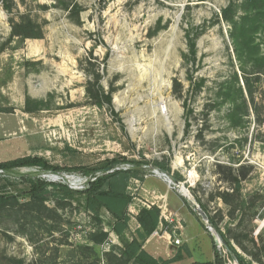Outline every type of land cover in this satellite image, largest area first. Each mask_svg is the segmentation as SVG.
<instances>
[{
    "label": "rangeland",
    "instance_id": "1",
    "mask_svg": "<svg viewBox=\"0 0 264 264\" xmlns=\"http://www.w3.org/2000/svg\"><path fill=\"white\" fill-rule=\"evenodd\" d=\"M232 2L244 0H0V164L37 157L63 169H102L118 159L121 167L135 161L145 171L130 180L128 227L118 235L110 213L95 218L81 195L66 202L51 197L37 209L19 195L27 190L26 178L83 190L90 179L83 171L0 170V193L15 196L0 206V264H126L124 243L137 237L140 210L152 206L168 224L144 244L152 257L171 264L213 262L215 246L223 250L217 232L187 195L147 169L162 172L156 163L180 173L212 215L227 213L217 197L228 193L217 163L246 166L243 196L264 264V32L254 36L259 62L239 55L232 25L221 17ZM28 21L34 28L24 31L42 38L12 35L15 24ZM188 31L201 33L195 59ZM97 74L112 94L114 113L87 98ZM176 81L181 94L174 92ZM240 86L248 116L233 128L226 116L233 100L243 101ZM92 234L107 237L94 246Z\"/></svg>",
    "mask_w": 264,
    "mask_h": 264
},
{
    "label": "trees",
    "instance_id": "2",
    "mask_svg": "<svg viewBox=\"0 0 264 264\" xmlns=\"http://www.w3.org/2000/svg\"><path fill=\"white\" fill-rule=\"evenodd\" d=\"M241 12L242 14H239ZM222 19L232 25V38L234 39L235 49L239 55H244L243 52L248 54L249 60L252 62H259L261 59L255 57V53L260 48V44L256 43L254 36L259 32H264V0H244L239 5L232 2L226 9L222 11ZM24 23H18L14 25L13 36H22L26 38H42V34H32L25 32L24 29H33L34 26L31 21ZM201 33L187 32V40L189 47V56L192 58L197 57V40ZM257 54V53H256ZM102 76L97 74L94 76V80H89L87 85V98L89 101L99 108L107 106L114 113L113 97L111 93L105 91L101 84ZM237 83L239 78L235 77ZM203 83V81H202ZM246 85H248L246 80ZM199 86V85H198ZM183 90L182 84L176 81L174 92L181 94ZM237 92L244 96V90L242 86L237 89ZM231 88L225 92V95L229 97L231 95ZM251 95V94H250ZM252 96V95H251ZM252 98V97H251ZM225 101H230L225 98ZM44 101H37L36 104L43 107ZM32 101H27L28 108L31 106ZM247 101L244 100L238 102L232 101L231 112L227 114L226 118L233 128H238L244 123V117L248 116ZM187 107V106H186ZM245 109V112H244ZM187 111L186 128L187 132L191 127L189 122V113ZM124 160L113 159L102 169H89V168H74L63 169L54 167L48 162L37 157H24L14 161L0 164V170L5 173L13 172L17 168L24 167H38L44 171H51L58 173L60 171L78 170L83 171L85 175L90 176L86 187L83 190L70 189L67 184L64 183H49L42 179L26 178L23 181L28 185L27 190L19 195H24L26 199L30 200V206L38 208L39 205H44V202L49 198H55L60 202H66L73 200L77 195H81L85 199V207L91 212L95 218L99 219L103 210H106L112 216L114 221L113 229L118 235H123L128 227L129 222V206L132 202L131 196L128 194V186L131 179H142V174L145 171L142 168V164L138 162H125L129 167H121ZM156 166L162 170L171 172L169 166L156 163ZM217 174L220 179L227 184L228 193L218 192L217 197L226 205L227 213H224L221 209H218L217 214L212 215L208 212L207 207L202 202L201 198L195 195V199L199 206L208 215L210 226L220 235L222 239V249L219 250L215 246V260L213 262H196L194 264H229L234 260L238 264H254L258 262L262 264V259L255 240L253 239L251 230L249 228V208L243 194V184L247 180L248 171L246 166L241 165L239 168H235L233 163L223 164L217 163ZM100 172L99 175H96ZM0 176H2L0 174ZM175 178L183 182L184 178L180 173H176ZM8 178L4 180L8 182ZM52 188V190H48ZM194 194V193H193ZM15 196L8 194L6 191L0 193V206L13 201ZM58 207L59 203H58ZM256 207V200L253 201V208ZM40 210V209H39ZM225 218L229 219V222L225 224V230L222 231L221 225L225 221ZM138 222L140 229L137 231V237L131 242H125V251L122 258L126 264H171L174 261H164L160 263L154 257H152L145 249L144 244L149 237H151L161 225H166L161 219V211L158 207L152 206L150 208H142L138 215ZM233 223V224H232ZM107 234H92L90 241L94 246L99 245ZM251 244V248L248 244ZM234 244L237 245L241 251L239 252ZM250 257L248 258L245 256Z\"/></svg>",
    "mask_w": 264,
    "mask_h": 264
},
{
    "label": "water",
    "instance_id": "3",
    "mask_svg": "<svg viewBox=\"0 0 264 264\" xmlns=\"http://www.w3.org/2000/svg\"><path fill=\"white\" fill-rule=\"evenodd\" d=\"M146 169V168H145ZM150 171L159 174L160 176L164 177L169 184L173 185L175 190L178 191L182 196L186 197L187 195L189 197L188 204L191 206V208L194 210V212L198 213L204 221H208L207 214L200 208L199 204L196 202V200L193 198V196L190 194L189 190L185 187L184 184H182L180 181H178L174 174H172L169 171L163 170L162 172L159 171L158 168L149 167L147 168ZM213 231L212 229H210ZM218 240L222 243V239L219 234L215 233Z\"/></svg>",
    "mask_w": 264,
    "mask_h": 264
},
{
    "label": "built area",
    "instance_id": "4",
    "mask_svg": "<svg viewBox=\"0 0 264 264\" xmlns=\"http://www.w3.org/2000/svg\"><path fill=\"white\" fill-rule=\"evenodd\" d=\"M161 219H163V216H161ZM162 226V225H161ZM157 233V232H156Z\"/></svg>",
    "mask_w": 264,
    "mask_h": 264
}]
</instances>
